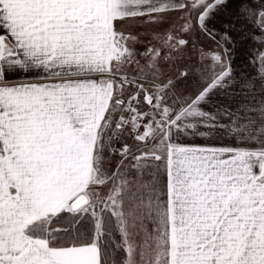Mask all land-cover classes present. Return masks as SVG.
Returning a JSON list of instances; mask_svg holds the SVG:
<instances>
[{
    "label": "snow or ice",
    "instance_id": "obj_1",
    "mask_svg": "<svg viewBox=\"0 0 264 264\" xmlns=\"http://www.w3.org/2000/svg\"><path fill=\"white\" fill-rule=\"evenodd\" d=\"M0 264H264V0H0Z\"/></svg>",
    "mask_w": 264,
    "mask_h": 264
}]
</instances>
